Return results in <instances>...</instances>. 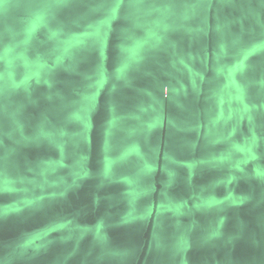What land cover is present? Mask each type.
<instances>
[{
	"label": "water",
	"instance_id": "95a60500",
	"mask_svg": "<svg viewBox=\"0 0 264 264\" xmlns=\"http://www.w3.org/2000/svg\"><path fill=\"white\" fill-rule=\"evenodd\" d=\"M0 264H264V0H0Z\"/></svg>",
	"mask_w": 264,
	"mask_h": 264
}]
</instances>
